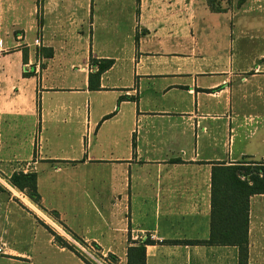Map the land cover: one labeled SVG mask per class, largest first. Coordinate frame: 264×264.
I'll return each instance as SVG.
<instances>
[{
	"label": "crops",
	"instance_id": "0c3cea01",
	"mask_svg": "<svg viewBox=\"0 0 264 264\" xmlns=\"http://www.w3.org/2000/svg\"><path fill=\"white\" fill-rule=\"evenodd\" d=\"M221 6L0 0V264H89L76 243L128 264L148 238L146 264H239L164 243L209 239L216 164L264 161V0ZM15 173L37 175L40 206ZM248 260L264 264V194Z\"/></svg>",
	"mask_w": 264,
	"mask_h": 264
},
{
	"label": "trees",
	"instance_id": "16d2710c",
	"mask_svg": "<svg viewBox=\"0 0 264 264\" xmlns=\"http://www.w3.org/2000/svg\"><path fill=\"white\" fill-rule=\"evenodd\" d=\"M213 12L224 11L221 0H207ZM100 76L113 66V61L100 62ZM92 88H94L92 86ZM9 184L24 193L34 204L41 205L38 191V177L35 173H15ZM211 190V223L210 237L207 240L195 241H164L169 245L187 246H234L239 249V264H249V213L250 198L264 194V161L244 159L234 164L218 163L212 170ZM0 183V193L6 192ZM58 217V214H54ZM56 242L72 250L61 237L56 236ZM155 241L147 240L135 243L128 248V264H146V246Z\"/></svg>",
	"mask_w": 264,
	"mask_h": 264
},
{
	"label": "rangeland",
	"instance_id": "374dc122",
	"mask_svg": "<svg viewBox=\"0 0 264 264\" xmlns=\"http://www.w3.org/2000/svg\"><path fill=\"white\" fill-rule=\"evenodd\" d=\"M44 222H46L47 224H49V226L51 225L46 219H44ZM44 224V223H43ZM75 247L77 249L78 252H80L82 255H84L88 260H89V264H105L102 263L101 261L99 262L97 255V251L94 249H90L88 250L84 245H82L81 243H76ZM85 259V258H84ZM98 259V260H97ZM86 260V259H85ZM87 261V260H86Z\"/></svg>",
	"mask_w": 264,
	"mask_h": 264
}]
</instances>
